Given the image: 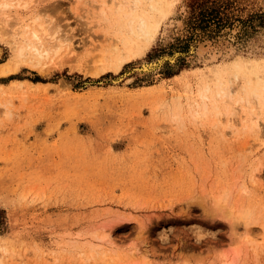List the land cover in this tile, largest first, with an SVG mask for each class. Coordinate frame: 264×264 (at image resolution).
<instances>
[{
	"label": "rangeland",
	"instance_id": "1",
	"mask_svg": "<svg viewBox=\"0 0 264 264\" xmlns=\"http://www.w3.org/2000/svg\"><path fill=\"white\" fill-rule=\"evenodd\" d=\"M116 1L0 0V66L28 26L66 38L0 75V264H264V107L258 128L236 102L264 84V0H162L150 47L111 61Z\"/></svg>",
	"mask_w": 264,
	"mask_h": 264
},
{
	"label": "bare ground",
	"instance_id": "2",
	"mask_svg": "<svg viewBox=\"0 0 264 264\" xmlns=\"http://www.w3.org/2000/svg\"><path fill=\"white\" fill-rule=\"evenodd\" d=\"M148 1L149 3H146V0L116 1L114 12L116 15V24L118 25V29L121 34V37L114 43L115 52L110 55L111 61H115V60L122 61L124 56L123 50L124 47H126L127 45L133 46L134 44L141 43L140 51L141 53H143L146 49L150 47V45L154 41L159 31L162 17L164 15L163 14L162 17L158 18L157 14H159V12L160 14L162 13L163 6H162V0H148ZM2 6L6 7L7 3L2 4L1 7ZM102 12L103 13L105 12V8H102ZM51 30H52L51 28H45L44 24H40V29L38 28L31 29L28 26L23 32L24 41L23 43L18 45L16 57L1 64L0 75H7L9 73L19 70L21 64V58L24 55H27L31 52H34L35 54L41 57H49L50 51L53 50V47L57 46L58 50H61L64 46L62 40L66 41V38L62 39L63 36L62 37L58 36L56 35V33L58 32L56 31L52 32ZM236 30H238V26L231 32V34L229 35L230 38H234ZM126 37L128 39L126 40L128 44L126 43L125 45L124 41ZM50 39L54 40V42H52L51 45H49V43L51 42ZM67 46H68L67 55H70L72 57V54H74L75 50L74 48H71L69 44H67ZM197 47H198V53L203 54L205 51V44L196 41L193 44L192 48L193 50H195V48L197 49ZM56 53H59V51H57ZM176 55L164 56L163 58L154 60L151 63L142 62V64L139 67L137 66L136 69L142 72V74L150 73V72L152 73V71L154 72L157 71L159 68H161L166 59L170 61H175ZM105 61H106L105 59L100 58V60L95 64V69H98L101 63H104ZM260 83L261 82L257 81L255 85H251L248 94L246 95L240 94L236 100L237 103L245 102L248 105L251 104V100L255 103L254 108L249 107L247 109V113L243 115V119L245 121H249V119L252 120L253 121L252 125L258 128H260L261 125L259 121L255 120L253 117L254 115L259 114L260 112L259 110L264 107V84L262 85V88H259L258 84ZM220 88L221 90H217L215 91V93H213V98L216 99V101L222 98H226V102H230L231 100H234L235 97L233 95L234 91L232 87L225 88L221 86ZM200 95L202 97V101H206L210 99L205 92H201ZM197 106H200V101L197 102ZM256 110H258V113H256ZM221 114L222 112H219V116ZM200 116H202V114L199 111H197L196 117H200ZM198 200L197 202H200L203 207H207L210 201L211 204L214 203L216 206H224V207L228 203V201L224 199L222 195L213 196L210 195L209 192L201 194V197H199ZM213 207L214 206H212V208ZM209 208L211 211V207ZM209 208L207 209L208 211ZM230 213L231 215L233 214L232 211H230ZM237 219L243 222V224L245 225V229L247 231L251 230L250 224L255 222L252 212L246 209L238 212ZM233 223L236 224L235 221H233ZM111 244L112 242L107 238V236H103L100 237L98 243L94 244L93 249L94 250L101 249L106 251L109 245Z\"/></svg>",
	"mask_w": 264,
	"mask_h": 264
}]
</instances>
